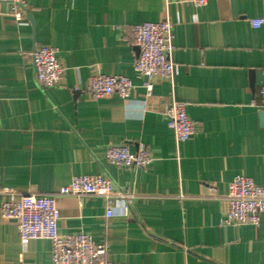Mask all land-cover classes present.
I'll use <instances>...</instances> for the list:
<instances>
[{
    "label": "crops",
    "instance_id": "0c3cea01",
    "mask_svg": "<svg viewBox=\"0 0 264 264\" xmlns=\"http://www.w3.org/2000/svg\"><path fill=\"white\" fill-rule=\"evenodd\" d=\"M17 23L0 1V210L5 188L56 193L77 175H106L127 193L58 199L61 234L89 233L127 264H264L259 225H221L236 175L264 185V0H171L173 79L134 69L132 25L160 21L164 0H26ZM56 48L66 67L42 89L30 53ZM96 71L125 75L129 96L90 95ZM258 72H261L258 75ZM186 105L197 131L177 141L168 127L171 99ZM148 147V167L109 162L107 148ZM47 239H22L0 215V264H52Z\"/></svg>",
    "mask_w": 264,
    "mask_h": 264
},
{
    "label": "built area",
    "instance_id": "2783aa9c",
    "mask_svg": "<svg viewBox=\"0 0 264 264\" xmlns=\"http://www.w3.org/2000/svg\"><path fill=\"white\" fill-rule=\"evenodd\" d=\"M10 5V14L17 23L25 17L26 0H0ZM164 17L157 22L146 21L132 25L130 37L138 48L134 69L146 77L148 92L153 88V80L158 76L173 79L175 63L172 58L174 50V23L169 13L171 0H164ZM196 6L207 4L208 0H181ZM264 18L252 19L254 26H260ZM34 68L35 81L42 88L60 84L66 67L59 61L57 50L50 45H37L30 53ZM134 85L125 75L105 74L96 71L90 77L88 91L94 98L109 94L120 97L130 95ZM264 95V89L261 90ZM264 109V101L259 104ZM167 124L173 130L177 141H185L197 131L195 122L188 116L186 105L172 98L165 110ZM109 162L121 167H148L154 161L152 151L142 145L137 151H131L127 144L112 145L107 148ZM6 195L1 203L0 215L3 219L15 221L22 239H47L52 245V264H127L114 261L110 257L108 246L97 243L86 232L64 235L59 232L60 220L59 197L97 196L107 202L106 216L113 215L112 200L126 196L127 193L114 187L113 180L106 175H77L66 189L56 193L23 192L5 188ZM228 204L221 218V225H240L252 223L259 225L264 212V185L254 182L251 177L236 175L229 184L227 194L223 197Z\"/></svg>",
    "mask_w": 264,
    "mask_h": 264
},
{
    "label": "water",
    "instance_id": "95a60500",
    "mask_svg": "<svg viewBox=\"0 0 264 264\" xmlns=\"http://www.w3.org/2000/svg\"><path fill=\"white\" fill-rule=\"evenodd\" d=\"M261 72H258V75H260ZM262 77V85L264 86V76H261ZM264 116V113L262 114V117Z\"/></svg>",
    "mask_w": 264,
    "mask_h": 264
}]
</instances>
